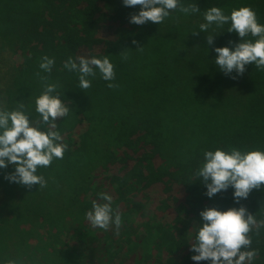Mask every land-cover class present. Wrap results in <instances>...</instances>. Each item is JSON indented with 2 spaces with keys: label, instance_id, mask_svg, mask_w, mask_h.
I'll return each instance as SVG.
<instances>
[{
  "label": "trees",
  "instance_id": "obj_1",
  "mask_svg": "<svg viewBox=\"0 0 264 264\" xmlns=\"http://www.w3.org/2000/svg\"><path fill=\"white\" fill-rule=\"evenodd\" d=\"M179 2L196 4L200 11L185 15L177 9L159 25L148 22L129 28L130 16L138 14L140 8L125 7L123 0H0V109L16 110L22 103L35 126L41 119L35 111V99L44 91L40 76L60 85L54 94H59L69 108L67 116L55 121L54 129L67 145L63 159L37 170L46 181L45 187L29 189L9 182L5 176L14 166L0 169V264L114 263L118 250L111 251L115 254L109 259L108 253L104 255L105 247L101 251L99 246L105 237L111 249L120 247L122 240L116 243L112 238L119 235L120 228L113 224L105 231L87 225L86 214L92 210L93 201H104L101 193L112 197L114 212L132 222L133 228H140L134 218L141 215L144 230L159 239L161 249L170 254L163 262L144 242L146 252L134 264L199 263L191 259L195 252L189 250V237H176L171 227L159 225L162 213L157 209L165 203L160 194L165 184L163 174L174 161H184L188 171L192 172V167L196 171L195 151L202 162L204 152L220 148L226 152L231 148L264 151V69L249 64L243 75L235 71L226 75L215 64L216 47L234 50L240 42L237 33L227 31L229 24L212 25L206 33L193 32L200 30L204 13L211 7H219L224 13L251 7L258 22L264 24V0ZM107 24L118 27L120 39L105 42L100 37ZM207 35H214L212 45L207 44ZM81 46L83 50L78 52ZM44 56L55 60L51 73L39 67ZM81 56H107L114 65L115 79L105 81L97 71L95 77H88L91 87L81 89L78 73L64 68L69 57L78 63ZM108 83L118 87L109 88ZM140 126L165 136L137 142L135 130ZM39 127L48 130L42 123ZM151 145L157 154H174L171 163L157 169L152 159L145 158L153 154L147 148ZM139 147L147 149L138 159L134 154L139 153ZM113 158L116 167L110 171L109 181L104 174ZM105 185L111 190H105ZM80 189L85 197L80 196ZM233 193L229 187L217 194L221 211L244 206L256 217L261 213L264 186L239 203ZM125 203L130 207L121 209ZM185 208L183 204L174 206L184 215ZM17 225H26L28 233L34 230L48 240L30 244ZM249 235L252 243L248 250L258 252L250 263L264 264V227L259 228V234L253 228ZM61 243L63 252L59 251ZM127 257V252L122 254L120 264Z\"/></svg>",
  "mask_w": 264,
  "mask_h": 264
},
{
  "label": "clouds",
  "instance_id": "obj_2",
  "mask_svg": "<svg viewBox=\"0 0 264 264\" xmlns=\"http://www.w3.org/2000/svg\"><path fill=\"white\" fill-rule=\"evenodd\" d=\"M123 5L140 8L138 14L130 16L129 22L132 24L127 26L129 28L134 24L144 25L148 22L159 25L170 15L171 11L177 9L185 15L200 11L198 5L181 4L179 0H123ZM225 13L219 7L209 8L204 13L205 22L201 23L200 30L193 34L206 33L212 25L223 27L225 24H229L230 27L227 31L237 33L240 42L235 44L234 50L227 46L216 47L214 49L217 53L215 64L226 75L233 71L237 75H243L246 65L249 64H254L257 69H264V24L258 22L254 9L240 7L226 13L229 15ZM117 30L118 27L107 24L106 29L100 33V37L105 42L118 40L121 38V34H118ZM248 36L256 39H245ZM206 40L208 45H212L214 35H207ZM133 43L137 42L133 41ZM229 43L232 42L229 41ZM82 47L77 49L78 52H82ZM124 59H127L126 55ZM78 60L77 63L69 57L64 63V68L70 72L78 73L81 89L86 90L91 87V80L88 77H95L97 71L105 81L115 79L114 65L107 56L102 59L95 57L89 59L81 56ZM54 63V58L44 56L39 67L41 71L51 73ZM37 75L40 74L37 73ZM40 80L43 82L44 91L35 99V111L41 119L36 122L35 126L23 111L24 104L22 103H18L16 110L0 109V169H6L9 165H13L14 171L8 173L5 179L29 189L34 185H38L40 188L46 186L44 178L37 175L38 168L49 167L54 160L63 159L67 150V145L61 142V134L54 129L56 128L55 121L67 116L69 108L59 98V94H54L60 87L59 84L48 83L47 76H40ZM107 86L109 88L118 87L114 83H108ZM41 123L48 126L47 131L40 130ZM135 131L139 137L137 142H148L157 135L165 136L163 132L155 133V130L149 126H140ZM80 134L84 137L83 133L80 132ZM147 148L148 151H153V154H146L145 158L152 159L157 169L171 163L174 154H170L168 151L164 154H157V150L152 145ZM203 155L204 162L199 158L200 153L194 152L193 159L198 166L196 171L193 167L192 172L188 171L189 168L185 166L184 161H174L171 166H174L175 169L163 174L162 178L165 184H159L163 185L160 194L165 197L166 205L162 203L157 209L162 213L159 225L163 229L171 227L176 237H189L187 242L190 245L189 250L195 252L191 255V259L199 262L198 264H205L203 261H210L211 264H251L250 262L258 255V252L254 249L248 250L252 243L249 233L253 228H256L257 234H259V228L264 227V220H262L264 219V205L261 213L256 214L262 219L257 221V217L249 213L244 206L221 211L217 194L227 191L231 187L234 189L233 198L236 203H239L240 200L247 199L254 189L264 186V151L241 152L236 148H231L226 152L220 148L206 151ZM134 157H142V154H134ZM176 172H180V179L175 177ZM175 182L182 186L183 196L182 199H175L176 204L171 205L168 195L173 192V183ZM100 195L107 202L93 201L92 210L87 212L86 219L93 227L105 229V231L113 224L117 229L120 228L119 235L112 237L116 243L118 240H122L119 242L120 247L111 249L105 237L102 238L103 242L99 246L101 251L105 247L103 252H105L104 255L108 253L109 259H111L110 255L114 256L115 254L110 252L118 250V258L112 264H120L122 254L126 252L128 257L122 264H127L132 255L135 260L142 259L143 253L146 252V248L143 246L144 242L149 244L153 254L163 262L169 258L170 254L161 249L160 240L147 234V231L144 230V220L141 215H138L140 216L138 223L137 217L134 218V224H139L140 227L135 229L132 227V222L130 224L127 219H121L118 212H114L111 206V196L105 193ZM181 204L186 207V215L181 212L177 213V210L174 209V206ZM132 238L137 240L138 246H135ZM165 253L166 257H164ZM97 256L100 254L97 253ZM8 264H16V262L9 261Z\"/></svg>",
  "mask_w": 264,
  "mask_h": 264
},
{
  "label": "rangeland",
  "instance_id": "obj_3",
  "mask_svg": "<svg viewBox=\"0 0 264 264\" xmlns=\"http://www.w3.org/2000/svg\"><path fill=\"white\" fill-rule=\"evenodd\" d=\"M39 24L40 25H43V21H41ZM38 30L41 32L43 29L39 26L38 27ZM146 149H147L146 147H139V153L138 154H140L141 152H144ZM108 154L112 157V153L111 152L108 153ZM113 161H114V158L109 161L110 163L107 165V167L109 168V171L106 170L105 171V174H104L105 178L107 180H109V181H110V171H112V169L116 167L115 166V163H113ZM175 177L177 179H180L181 178L180 172H176L175 173ZM105 187H106V185H105ZM173 188H174L173 189V192L168 195V201H169V203L171 205H175L176 204L175 199H182V196H183V192H182L183 191V188H182L181 185H179V183H177V182L173 183ZM105 190H111V188L110 187H106ZM79 191H80V196L85 197V193L83 191H81V189ZM139 195H143V194L140 193ZM106 202L107 201H103L101 203H106ZM119 207L121 209L126 210V209H128L130 207V205L127 204V203H125V204H121ZM136 221H137V223L140 221V216H137ZM87 225H89L91 227V223H88L87 222ZM17 227H18L19 230H21V233L22 234H25L24 235V239H26L27 242H29L30 244H39L41 242H44V241L48 240V238H47L46 235H42V238H41V237H39L37 235V233L34 230L33 231H30V233H28L29 227L26 226V225H20V226L17 225L16 226V229H17ZM11 228H13V226ZM132 242L135 243V246H138V242H137V240L135 238H132ZM64 248H65V246L63 245V243H61L60 248H59V251H62L63 252L64 251ZM29 250H33V247L29 248ZM49 250H51V249H49ZM21 253H22V251H21ZM49 254H50V252H49ZM21 256H24V255H21ZM166 256H167V254L165 253L164 254V257H166ZM134 261H135V259H134L133 255H132L131 260L127 264H133ZM6 264H8V262Z\"/></svg>",
  "mask_w": 264,
  "mask_h": 264
},
{
  "label": "crops",
  "instance_id": "obj_4",
  "mask_svg": "<svg viewBox=\"0 0 264 264\" xmlns=\"http://www.w3.org/2000/svg\"><path fill=\"white\" fill-rule=\"evenodd\" d=\"M175 168H174V166H170L169 168H167L166 169V171L165 172H168V171H173Z\"/></svg>",
  "mask_w": 264,
  "mask_h": 264
}]
</instances>
